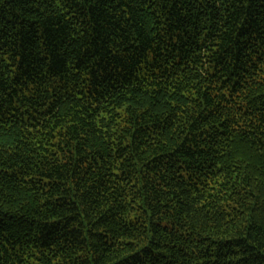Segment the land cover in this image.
I'll return each mask as SVG.
<instances>
[{
    "label": "trees",
    "instance_id": "trees-1",
    "mask_svg": "<svg viewBox=\"0 0 264 264\" xmlns=\"http://www.w3.org/2000/svg\"><path fill=\"white\" fill-rule=\"evenodd\" d=\"M0 264H264V0H0Z\"/></svg>",
    "mask_w": 264,
    "mask_h": 264
}]
</instances>
